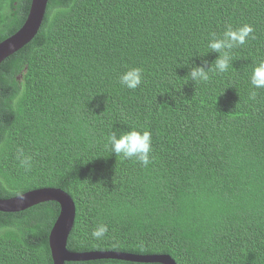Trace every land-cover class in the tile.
<instances>
[{
	"label": "trees",
	"instance_id": "trees-1",
	"mask_svg": "<svg viewBox=\"0 0 264 264\" xmlns=\"http://www.w3.org/2000/svg\"><path fill=\"white\" fill-rule=\"evenodd\" d=\"M31 1L0 0V42L20 29ZM244 24L255 38L231 50L228 71L187 81L210 34ZM261 59L264 0H49L35 37L0 65V197L69 193L70 251L264 264V88L255 101L248 95ZM130 67L144 69L135 90L119 83ZM19 83L25 91L13 106ZM133 128L152 133L147 167L106 147L109 134ZM18 148L32 157L31 171L19 166ZM59 213L53 200L0 211V264H53ZM101 223L109 230L97 240Z\"/></svg>",
	"mask_w": 264,
	"mask_h": 264
},
{
	"label": "clouds",
	"instance_id": "clouds-1",
	"mask_svg": "<svg viewBox=\"0 0 264 264\" xmlns=\"http://www.w3.org/2000/svg\"><path fill=\"white\" fill-rule=\"evenodd\" d=\"M254 29L250 24H244L239 28H233L231 25L226 27L222 36H217L216 33H211V39L208 41L207 47L210 49L208 53L218 54L214 61L209 64V61L203 59L208 53L201 55L202 62L191 64L185 78L195 83L207 82L210 79V73L219 74L228 71L231 63L230 52L233 48L244 45L247 40L255 38L252 34ZM233 66V65H232ZM144 69L141 67H130L120 74L119 83L122 87L129 90L137 89L143 81ZM19 81V80H18ZM251 89L249 91V99L255 101L257 98L256 89L264 88V59L255 63L250 76ZM25 87L23 83H19V91L13 99L12 104H15L21 99ZM223 94V93H222ZM106 147L117 157L125 160H135L142 167H147L152 161V133L145 129L143 131L133 128L130 131L123 132L119 135L111 133L106 138ZM16 159L19 161V166L26 172L31 171L33 166L32 157L26 155L22 148L17 149ZM21 199H23L21 197ZM107 224H98L92 231L91 236L94 239H101L108 233Z\"/></svg>",
	"mask_w": 264,
	"mask_h": 264
},
{
	"label": "water",
	"instance_id": "water-1",
	"mask_svg": "<svg viewBox=\"0 0 264 264\" xmlns=\"http://www.w3.org/2000/svg\"><path fill=\"white\" fill-rule=\"evenodd\" d=\"M48 2L49 0L31 1L29 12L20 29L0 42V65L6 58L24 47L35 37L45 18ZM50 200L56 201L60 205L59 216L49 235V247L52 253L53 264H65L66 261H90L97 259H122L135 262L176 264L172 257L166 254H136L115 250L70 251L67 244L74 227L76 204L72 196L61 188L40 187L9 198L0 197V211L18 212Z\"/></svg>",
	"mask_w": 264,
	"mask_h": 264
},
{
	"label": "bare ground",
	"instance_id": "bare-ground-1",
	"mask_svg": "<svg viewBox=\"0 0 264 264\" xmlns=\"http://www.w3.org/2000/svg\"><path fill=\"white\" fill-rule=\"evenodd\" d=\"M58 188V187H57ZM73 198V197H72ZM56 221V220H55ZM68 246V245H67Z\"/></svg>",
	"mask_w": 264,
	"mask_h": 264
}]
</instances>
